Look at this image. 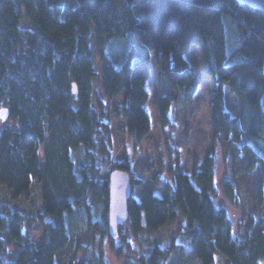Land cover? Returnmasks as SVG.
I'll use <instances>...</instances> for the list:
<instances>
[{"label": "trees", "instance_id": "obj_1", "mask_svg": "<svg viewBox=\"0 0 264 264\" xmlns=\"http://www.w3.org/2000/svg\"><path fill=\"white\" fill-rule=\"evenodd\" d=\"M124 38L127 46L118 41ZM192 47L200 51L202 72L214 80L213 137L224 145V163L244 173L228 167L218 174L217 157L207 155L190 175L155 182L166 185L161 193L137 200L131 194L126 224L140 237L176 225L167 244L149 243L142 264H166L186 246L196 264H216L218 257L225 264L264 261L262 11L237 0H0V104L8 111L0 129V189L18 200L41 186L35 214L12 209L0 197V264H59L71 237L80 243L88 234L114 248L109 180L99 177L105 168L131 176L132 164L109 161L106 117L118 115L125 122L121 132L135 142L148 136L146 83L156 68L168 91L155 107L161 127L172 126L173 109L182 111L200 87L185 57ZM225 91L238 104L235 114ZM121 96L120 107L112 106ZM249 177L255 179L253 204L237 227L217 198L223 194L237 204L240 193L252 189ZM141 182L132 179L131 186ZM35 224L43 228L38 246L29 237ZM125 246L116 253L129 251ZM94 261L79 264H104Z\"/></svg>", "mask_w": 264, "mask_h": 264}, {"label": "rangeland", "instance_id": "obj_2", "mask_svg": "<svg viewBox=\"0 0 264 264\" xmlns=\"http://www.w3.org/2000/svg\"><path fill=\"white\" fill-rule=\"evenodd\" d=\"M118 41H121V44L124 46L128 45L126 38ZM185 57L198 73L201 83L194 99L182 111L178 108L173 109L171 116L174 124L172 126L161 127L159 114L155 107L156 100L160 96L167 94L168 91L167 85L159 76L156 68H152L150 78L146 83L149 98L145 109L151 122L148 136L140 142H135L127 134L121 132L125 127V122L117 118L118 115L110 112L109 117H106V121L110 123L111 137L113 139V150L109 161L118 162L127 159L132 164L130 182L132 179H140L142 181L141 185L131 186V194L136 200L149 191L161 193L166 185L158 187L155 182L168 183L171 181L172 174L178 172L190 175L195 164L201 165L205 157L212 153L217 157L218 174L224 172L228 167L232 168L229 163L227 165L224 163V145L219 139H215L212 134L210 102L214 80L205 75L201 70L202 59L199 49L192 47ZM123 97L121 96L114 100L112 106L120 107L119 105H121ZM225 103L227 109L232 114H235L238 104L226 91ZM2 108L3 106L0 104V109ZM7 123V118L5 120H1L0 118V129ZM233 167L232 169L238 176L244 173V169L239 165L234 164ZM112 171L109 168H105L99 178L109 179ZM245 181L250 188H254L252 186L255 181L254 178L249 177ZM242 187L248 188L244 185ZM252 189H247L246 193H240V200L237 204L225 200L223 194H220L217 198L218 205L226 209L228 215L234 221V225L237 227L244 219L245 210L253 204L255 188ZM40 190L41 186L34 184L18 200H13L12 195L0 189V197L7 201L12 209L35 214L39 211ZM78 214L82 215V213ZM120 226V231L117 228L116 230L118 231L114 234V248L111 247L108 239L102 242L97 237H91L90 234L81 236L85 238V241L80 243L71 237L68 245L58 254V263L70 264V260H74L73 264H79L88 260L91 262L94 260L99 261V258H102L104 264H142L141 261L147 254L149 243L151 241H158L161 244H167L176 225L175 223H171L156 232L146 233L144 235L146 237L132 234L126 222ZM42 234L43 228L39 224H35L29 233V237L36 246L40 244ZM120 243L122 246L127 245L129 251L117 254L116 250ZM175 243L181 246L184 240L176 238ZM78 244L83 248L82 250H77ZM188 249L186 246L183 254L173 253L166 264H196L191 257V249L190 251ZM216 264H225V259L218 257ZM260 264H264V261H261Z\"/></svg>", "mask_w": 264, "mask_h": 264}, {"label": "water", "instance_id": "obj_3", "mask_svg": "<svg viewBox=\"0 0 264 264\" xmlns=\"http://www.w3.org/2000/svg\"><path fill=\"white\" fill-rule=\"evenodd\" d=\"M239 3L246 4L264 13V0H237ZM74 92V91H73ZM8 111L0 109V118L5 120ZM109 194H108V230L113 236L116 229L126 222L128 217L127 202L131 196L130 174L124 170H113L109 175Z\"/></svg>", "mask_w": 264, "mask_h": 264}]
</instances>
